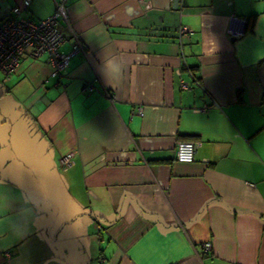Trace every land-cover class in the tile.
I'll use <instances>...</instances> for the list:
<instances>
[{
	"label": "crops",
	"instance_id": "obj_1",
	"mask_svg": "<svg viewBox=\"0 0 264 264\" xmlns=\"http://www.w3.org/2000/svg\"><path fill=\"white\" fill-rule=\"evenodd\" d=\"M66 6L60 80L45 55L0 70V264H264V0Z\"/></svg>",
	"mask_w": 264,
	"mask_h": 264
},
{
	"label": "built area",
	"instance_id": "obj_2",
	"mask_svg": "<svg viewBox=\"0 0 264 264\" xmlns=\"http://www.w3.org/2000/svg\"><path fill=\"white\" fill-rule=\"evenodd\" d=\"M68 0H55V9L49 15L39 19H33L23 9L28 7L30 0H23V6L14 5L6 16L0 18V70L8 78L14 71L22 57L27 53L32 57L46 56V61L50 66L49 75L60 80L63 71L68 65L71 55L78 51H83V47L75 35L71 48L63 52L59 49L64 41V36L57 27L58 19L66 17V5ZM181 34L192 33V29L187 25L179 27ZM193 79L198 83L197 78ZM183 89L190 87L189 82L180 80ZM107 96L112 97L109 91H105ZM200 107L199 109H203ZM137 111L142 113L141 107ZM196 143L192 139H178L175 144L174 158L177 161L190 162L194 159ZM74 151H70L61 156L64 165L71 164ZM205 249L210 248V243L203 244Z\"/></svg>",
	"mask_w": 264,
	"mask_h": 264
},
{
	"label": "clouds",
	"instance_id": "obj_3",
	"mask_svg": "<svg viewBox=\"0 0 264 264\" xmlns=\"http://www.w3.org/2000/svg\"><path fill=\"white\" fill-rule=\"evenodd\" d=\"M104 63H105V67H106L108 73L110 74V76L119 72L120 66L115 62V60L113 58L109 57V58L105 59Z\"/></svg>",
	"mask_w": 264,
	"mask_h": 264
},
{
	"label": "water",
	"instance_id": "obj_4",
	"mask_svg": "<svg viewBox=\"0 0 264 264\" xmlns=\"http://www.w3.org/2000/svg\"><path fill=\"white\" fill-rule=\"evenodd\" d=\"M174 1V4L177 5L179 0H173Z\"/></svg>",
	"mask_w": 264,
	"mask_h": 264
},
{
	"label": "trees",
	"instance_id": "obj_5",
	"mask_svg": "<svg viewBox=\"0 0 264 264\" xmlns=\"http://www.w3.org/2000/svg\"><path fill=\"white\" fill-rule=\"evenodd\" d=\"M246 19V21L248 22L249 21V19H250V17L249 18H245ZM196 78V77H195Z\"/></svg>",
	"mask_w": 264,
	"mask_h": 264
}]
</instances>
